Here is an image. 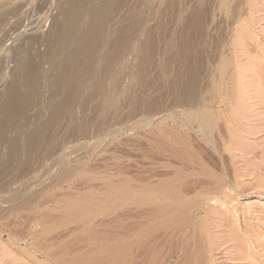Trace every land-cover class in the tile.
<instances>
[{"label":"rangeland","instance_id":"rangeland-1","mask_svg":"<svg viewBox=\"0 0 264 264\" xmlns=\"http://www.w3.org/2000/svg\"><path fill=\"white\" fill-rule=\"evenodd\" d=\"M3 1L0 0V19L6 22L0 23V93L16 79V72L29 63L30 48L36 41V45L41 44L35 45L34 51L44 53V39L41 38L49 33L52 19L62 18L59 11L65 0H48L50 3L47 0ZM205 2L207 12L200 27L206 32L204 48L207 51L204 49L200 63L205 70L224 71L223 76H204L202 81L212 89L207 94L213 98L208 109L216 119L212 134L199 132L197 125L185 116L197 109L190 106L188 97H179L175 89L178 70H183L179 62L172 63L175 52L168 60L166 76H158L157 65L165 60L162 48L166 42L174 38L172 41L177 43V39L180 42L184 37L195 40L199 33L194 25L187 31L171 28L153 48V57L148 62L151 74L148 84L145 85L144 78L136 73L129 76V101L118 115L108 113L104 124L98 125L96 109L80 110L79 122L84 127L83 132L75 136L67 133L70 120L63 121L59 137H63L66 149L76 146L73 156L66 161V169L54 167V171V158L41 162V154L39 157L36 154L29 165L21 169L24 174L16 171L13 181L0 187V264H58V258L79 261L89 257L91 250H97L104 242L114 249L118 232L124 237L122 240L125 239L132 227L130 223L138 222L137 216L146 209L147 206L139 205L140 201L152 197L162 202L167 197L165 190L180 193L189 201L196 197L202 199L201 209L187 225L190 240L184 245L192 252L188 254L189 259L196 255L199 264H264V0H231L228 10L223 12L218 10L214 0ZM154 6L162 16L161 3L156 1ZM46 14L50 15L48 19ZM186 19L187 15L184 22ZM192 52H186L188 61H192ZM44 66L42 70L47 75L56 74ZM187 71L189 74L194 69ZM42 77L44 88L40 89L38 105L29 110L27 121L21 125L23 130L33 128L32 125L46 113L44 106L49 102L51 89L45 85V77L50 76ZM171 113L173 117H169ZM30 118L32 123H29ZM8 140L0 139V166L8 157ZM92 141L100 143L94 145ZM77 149L85 151L79 153ZM81 168L86 172L77 179L74 173ZM52 174V178L46 177ZM130 187L136 188L138 193L121 197L116 193V190L125 191ZM207 189H212L213 193L203 194ZM72 205L87 207V210L78 209V217L66 216V207ZM119 218L124 221L117 223ZM84 221H89L86 228ZM89 233L90 238L97 237L96 244H89L83 238ZM45 247L52 249L50 254L45 252ZM179 247V238H170L161 250L162 257H170ZM180 255L169 264H180L184 260V255Z\"/></svg>","mask_w":264,"mask_h":264},{"label":"bare ground","instance_id":"bare-ground-1","mask_svg":"<svg viewBox=\"0 0 264 264\" xmlns=\"http://www.w3.org/2000/svg\"><path fill=\"white\" fill-rule=\"evenodd\" d=\"M42 1L44 2V0ZM156 1L161 3L162 16H160L159 10L155 9L154 5ZM9 2L11 1H8V3ZM48 2L50 3L51 1ZM214 2L217 4L218 10L223 12L228 10V5L231 0H214ZM63 3V5H60L59 11V15H61L62 18L52 19L49 33H47L45 38H41V40L44 39L42 42L45 45L44 53L40 54L39 52H35L36 50L34 51V46L37 43L36 41V43L33 44V48H30L32 49L29 54L30 56L27 54L30 60L29 63L24 64V66L19 69V72H16L18 73L16 74V79L12 81V84L4 92L0 93V139H9V153H6L8 154V157L7 160H5L6 162L0 166V187L11 183L13 181V174L16 171L21 170L24 165H29L32 157L36 154H38V157L39 154H41V162L54 158L53 168L61 167L62 170H64L65 164L68 163L66 161L70 156H73L71 154L75 151L76 146L73 145L74 149H72L73 147H69L70 150L68 151L67 149L69 148H65L66 146L63 137H59L60 135H58V131L60 130L63 121L65 119L70 120L67 133L75 136L80 135L83 132L82 127H84L79 122L78 113L80 110L90 111L91 109H96V122L98 125L104 124L108 113L113 112L114 115H118L121 108H123L125 103L129 101L127 96L130 88V85L127 82L129 76H133V73H136L137 76H141L142 79L144 78L143 80L145 85L148 84V76H151L148 68V62L150 58L153 57V48L157 47L161 42L160 40L162 38V34L167 32L169 29L171 30V28H182L183 31H187L189 30V26L194 25V27L198 29L199 33H197V38L195 40H188L184 37L181 38L180 42L177 39V43L172 41L174 38H171L166 42L162 48V54L165 60L163 63L161 62L160 65H157L158 76H166L169 68L168 60H171V55L175 52L176 55L172 56L174 60L172 59L173 62H171H179V67L183 68V70H178V74L176 75L177 80L175 82V89L177 90L179 97H188L190 106L197 109L195 113L190 112L185 114V116L188 121L197 125L199 132L204 135L212 134L216 126V119L212 111L209 110L210 108L208 109L209 104L213 101V98L211 96L208 97L207 95L212 89L209 84L205 86L206 83L203 84L202 81L205 78L204 76H208V78H212V76H223L224 71L221 69L216 70V72L210 69L205 70L204 66L200 63L204 57V52L207 49L206 47L204 48L206 32L200 27L204 20L203 15L207 12L205 8V0H65ZM40 8L41 7L38 9L39 11L42 9ZM9 9L11 10L13 8L11 7ZM37 11H35V13ZM45 11L46 10L41 11L43 12L42 14H45ZM5 13L3 12V14ZM47 13L50 14L49 11H47ZM186 15L188 19L184 22ZM49 16L47 17L46 14V19H48ZM5 22L6 20L3 21V19H0V23ZM7 23L9 22L7 21ZM159 29L161 30V33L160 31L158 32ZM40 44L41 42L37 45ZM187 50L193 51L192 53H194L190 57L192 61H188L186 58L188 56L186 53ZM44 65L48 66L46 69L54 71L56 74L47 75V72L42 70L45 67ZM188 68H193L194 71H190L188 74ZM42 76H50L47 77V79L45 77V85L47 88L51 89L49 102L46 106H44L46 108V113L44 115L42 114L43 117L40 116L41 119H39L40 121H38L36 125H32L33 128L30 127L28 130H23L21 125L27 119V114L30 112L29 110L35 107V105H38V97L40 98L42 93L40 89L43 87L44 82H42V78H44ZM217 84L218 81H216V85ZM42 99L40 100L42 101ZM38 113H40V111ZM113 114L111 116L113 119H116ZM178 114L179 113H177V115ZM170 115H172V113ZM170 115L169 117H173V115ZM33 118L35 117L33 116ZM113 119L111 121H113ZM30 121L29 123H32V121ZM149 121L148 123H151V121ZM143 127L145 128V126ZM9 135L10 137L8 138ZM105 140L106 139H104V141ZM92 142L94 143V141ZM97 142L100 143V141H95V143ZM4 147L5 146L3 145V148ZM77 150L78 152L81 151V149ZM3 151L1 152L3 153ZM78 152L76 153H81ZM77 154L75 155L77 156ZM185 154H187V152H185ZM50 168L51 167H49V169ZM53 170L56 171L55 168ZM46 171L47 169L45 167V172ZM35 172L33 175H35L36 178L37 176ZM85 172L86 171L83 168L77 169L74 176L77 179H80L83 177ZM21 173L24 174L23 171ZM52 176L54 175L52 174L46 177L52 178ZM43 178L45 179V177ZM36 186L37 184L34 185L35 188ZM30 188H32V186ZM116 191L119 197L136 195L138 193L136 188L131 187L125 191ZM164 192V195L166 194L167 197L162 202H160L161 199L156 200L152 197L145 199L147 201H140L139 205L143 204L147 207L142 210L140 216H137L139 217L138 222H134L133 224L130 223L132 227L129 228V232L126 233L127 235L125 234L126 237L123 239L126 240L125 243L122 240L124 237L120 235L121 232H118L119 234H117L115 238L116 246L114 249H110L109 245L104 242L100 247L98 246L99 248L97 247V250H91L92 253L89 257L87 256V258H83L79 261H71L72 259H70V261H64L65 259L63 260L58 258V260H56L57 263L169 264L176 256L183 254L184 260H181L182 264H199V258L196 255L192 258L190 256L189 259L188 254L190 253L191 255L192 252L189 251L190 249L188 250V245L185 246L184 244L187 243L190 238L188 235L189 233H187V225L189 220L194 219L198 211L201 209L202 199L201 197H196L195 199L189 201L187 200V197L181 195L180 193L175 194L173 190H165ZM212 193V189H207L203 192L205 195H210ZM14 195L17 194L14 193ZM144 202L148 203L145 204ZM179 204H181V207L177 206ZM61 205L59 207H61ZM80 208L87 210V207L84 208L83 206H67L65 209V212L67 213L66 216H80V211H78ZM132 219L133 216L130 217V220ZM121 221L124 220L119 218L117 223H120ZM83 224V227H85L89 224V221H84ZM170 229H175L176 231H172L170 233ZM89 235L91 234H86L83 238L89 244H96V241L98 240L96 239L97 237L92 239ZM194 236L195 232L193 233V237ZM173 237L179 238L180 247L173 252L170 257H167L166 255H163L162 257L161 250L164 249L167 241ZM111 241H113V239ZM125 246L126 250H123ZM184 246L185 249L183 248ZM44 250L47 254H50L52 249L50 247H45Z\"/></svg>","mask_w":264,"mask_h":264}]
</instances>
